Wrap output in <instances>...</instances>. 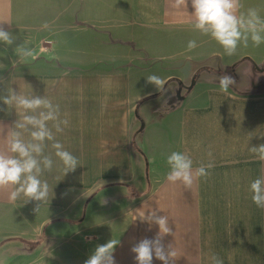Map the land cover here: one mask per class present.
I'll list each match as a JSON object with an SVG mask.
<instances>
[{"label": "crops", "instance_id": "crops-1", "mask_svg": "<svg viewBox=\"0 0 264 264\" xmlns=\"http://www.w3.org/2000/svg\"><path fill=\"white\" fill-rule=\"evenodd\" d=\"M256 1L0 0V35L55 38L68 6L144 30L161 65L0 75V264H49L27 243L79 219L110 245L63 264H264V55L243 51L264 34ZM152 144L171 157L148 177Z\"/></svg>", "mask_w": 264, "mask_h": 264}, {"label": "rangeland", "instance_id": "rangeland-1", "mask_svg": "<svg viewBox=\"0 0 264 264\" xmlns=\"http://www.w3.org/2000/svg\"><path fill=\"white\" fill-rule=\"evenodd\" d=\"M68 1L73 2V0ZM256 2L253 3L252 14L257 21L264 23V0ZM70 9L71 7L62 6L53 13L52 20L60 21L55 38L44 36L29 27L21 28L19 32L0 35V75L21 70L71 72L96 69L113 71L129 65L131 58L137 54L143 56L142 69L146 72H139L140 74L147 76V73L160 69L161 65L155 64L156 59L151 60L146 52L144 54L141 52L138 46L137 38L144 34V30L141 32L137 29L133 33L125 32L116 35L86 24L81 20L77 11L71 12ZM250 34H252L251 41H246L250 47L243 51H255L259 55H264V34L261 35L257 30ZM194 38L195 36H191V39ZM171 42H165L164 49L167 51L165 53L168 54L173 49L175 53H178L179 48L173 44L170 46ZM233 48L237 50L235 46ZM136 72L138 71H133L134 76L138 74ZM151 96H157V94L149 97ZM156 148V144H152L147 148L148 151L145 152L143 148L140 151L143 154V165L148 177L151 166L160 169L164 166L161 163L171 157L170 147L168 153L164 150L158 151ZM82 223L79 219V221L72 222L68 228H61L53 234L47 233V241H29L26 248L47 252L46 262L49 264H63L65 263L63 260L67 258L66 261H68L75 256L77 251L90 252L103 236L99 239L98 233H94L91 228L88 230ZM107 233L108 230L102 239L106 246L111 242L109 233Z\"/></svg>", "mask_w": 264, "mask_h": 264}]
</instances>
